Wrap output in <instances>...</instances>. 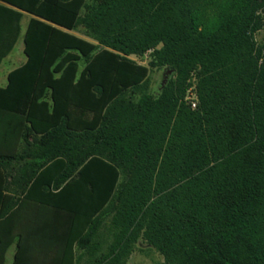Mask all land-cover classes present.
<instances>
[{
    "label": "trees",
    "instance_id": "16d2710c",
    "mask_svg": "<svg viewBox=\"0 0 264 264\" xmlns=\"http://www.w3.org/2000/svg\"><path fill=\"white\" fill-rule=\"evenodd\" d=\"M23 13L0 264H264V0H0V62Z\"/></svg>",
    "mask_w": 264,
    "mask_h": 264
},
{
    "label": "rangeland",
    "instance_id": "374dc122",
    "mask_svg": "<svg viewBox=\"0 0 264 264\" xmlns=\"http://www.w3.org/2000/svg\"><path fill=\"white\" fill-rule=\"evenodd\" d=\"M259 35H257L258 37ZM18 56L19 58H23V54L21 52V40L18 38L9 53L7 58H3L0 62V86L4 84V73L5 70L16 65L15 58ZM145 61L141 60V64H144ZM163 69H150L148 72V80L150 91L154 92L157 89V85L161 80ZM162 258L161 256L150 246L146 245L142 241H138L133 246V249L130 255L127 258L125 264H161Z\"/></svg>",
    "mask_w": 264,
    "mask_h": 264
},
{
    "label": "crops",
    "instance_id": "0c3cea01",
    "mask_svg": "<svg viewBox=\"0 0 264 264\" xmlns=\"http://www.w3.org/2000/svg\"><path fill=\"white\" fill-rule=\"evenodd\" d=\"M29 17H30V15H28V14H26V13H23V16H22L21 19H20V22H19V25H20V35H19V37H18V38H20V40H21V34H22V32H23V30H24V28H25L26 22H27V20H28ZM73 33H74V32H73ZM75 34H76V33H75ZM10 52H11V51H10ZM10 52H9V53H10ZM21 52H22V42H21ZM9 53H8L4 58H7V57L9 56ZM1 61H2V60H1ZM15 61H16V62H15L16 65H14V66H12V67H10V68H8V69L5 70V73H4V79H5L4 84H5V82H6V74H7V72H8L9 70L15 68L16 66L20 65V64L24 61V57H23V58H19L18 56H16ZM4 84H3V85H4ZM3 85H1V86H3ZM12 252H13V247L11 246L10 248H8V250H7L6 253H5V262H4V264H10V260H11Z\"/></svg>",
    "mask_w": 264,
    "mask_h": 264
},
{
    "label": "built area",
    "instance_id": "2783aa9c",
    "mask_svg": "<svg viewBox=\"0 0 264 264\" xmlns=\"http://www.w3.org/2000/svg\"><path fill=\"white\" fill-rule=\"evenodd\" d=\"M149 51H150V49L146 50L142 54V56H140V57H137V56H134V55H130L129 57L131 59L135 60L136 62L141 63V60L146 61ZM184 99L189 103V105L191 107H194L195 102H196V98H195V94H194V90H193V85L189 86L186 89Z\"/></svg>",
    "mask_w": 264,
    "mask_h": 264
},
{
    "label": "water",
    "instance_id": "95a60500",
    "mask_svg": "<svg viewBox=\"0 0 264 264\" xmlns=\"http://www.w3.org/2000/svg\"><path fill=\"white\" fill-rule=\"evenodd\" d=\"M170 73H171V69L164 70L162 73V77H161L160 82L163 83Z\"/></svg>",
    "mask_w": 264,
    "mask_h": 264
}]
</instances>
